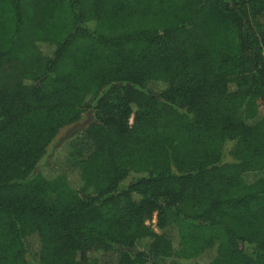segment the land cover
<instances>
[{
    "label": "trees",
    "instance_id": "trees-1",
    "mask_svg": "<svg viewBox=\"0 0 264 264\" xmlns=\"http://www.w3.org/2000/svg\"><path fill=\"white\" fill-rule=\"evenodd\" d=\"M202 256L264 264V0H0V264Z\"/></svg>",
    "mask_w": 264,
    "mask_h": 264
},
{
    "label": "rangeland",
    "instance_id": "rangeland-1",
    "mask_svg": "<svg viewBox=\"0 0 264 264\" xmlns=\"http://www.w3.org/2000/svg\"><path fill=\"white\" fill-rule=\"evenodd\" d=\"M254 27H259L263 24L262 20L255 19ZM178 80V79H176ZM94 113L92 110L86 111L82 119L73 125L67 126L62 130L58 137V142L55 144V147L48 152V157H52L54 155L55 157L60 155V149L64 146H66L74 137L75 135L81 131L87 124L94 121ZM110 211H106L107 214H109ZM148 225H150L156 232H161L153 223L152 221L148 222ZM163 264H208V257L202 256V257H189V258H183V259H172L164 262Z\"/></svg>",
    "mask_w": 264,
    "mask_h": 264
},
{
    "label": "built area",
    "instance_id": "built-area-1",
    "mask_svg": "<svg viewBox=\"0 0 264 264\" xmlns=\"http://www.w3.org/2000/svg\"><path fill=\"white\" fill-rule=\"evenodd\" d=\"M156 222H157V220H156V216L153 218V220H152V223L156 226Z\"/></svg>",
    "mask_w": 264,
    "mask_h": 264
}]
</instances>
